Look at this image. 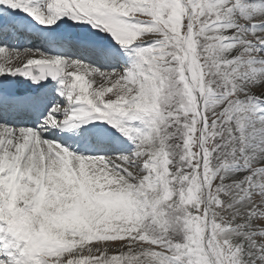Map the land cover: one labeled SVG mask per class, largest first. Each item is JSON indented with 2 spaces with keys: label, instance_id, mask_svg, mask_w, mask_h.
I'll return each mask as SVG.
<instances>
[{
  "label": "snow or ice",
  "instance_id": "1",
  "mask_svg": "<svg viewBox=\"0 0 264 264\" xmlns=\"http://www.w3.org/2000/svg\"><path fill=\"white\" fill-rule=\"evenodd\" d=\"M0 264H264V0H0Z\"/></svg>",
  "mask_w": 264,
  "mask_h": 264
}]
</instances>
